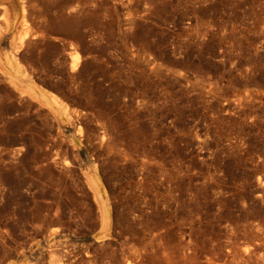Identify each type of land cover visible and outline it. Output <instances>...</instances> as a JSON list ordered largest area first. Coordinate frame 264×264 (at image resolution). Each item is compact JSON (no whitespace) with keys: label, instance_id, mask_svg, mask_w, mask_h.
I'll use <instances>...</instances> for the list:
<instances>
[{"label":"rangeland","instance_id":"374dc122","mask_svg":"<svg viewBox=\"0 0 264 264\" xmlns=\"http://www.w3.org/2000/svg\"><path fill=\"white\" fill-rule=\"evenodd\" d=\"M76 1L29 44L0 13V259L49 240L101 264H264V0Z\"/></svg>","mask_w":264,"mask_h":264},{"label":"bare ground","instance_id":"6f19581e","mask_svg":"<svg viewBox=\"0 0 264 264\" xmlns=\"http://www.w3.org/2000/svg\"><path fill=\"white\" fill-rule=\"evenodd\" d=\"M82 2L76 1L71 5V0H0V13L4 14L3 22L6 27L19 24L23 30L19 37V43L25 42L29 44L32 40L44 37L48 33V27L53 25H61L62 27L69 25V20L66 21L65 15L71 10L78 12L82 7ZM53 13V14H52ZM36 27L37 30L29 33L28 28ZM71 52V71L78 68L80 62V54L78 49L72 48ZM7 62L13 67H19L15 55L7 57ZM0 68L5 69L7 65L0 62ZM16 70V69H15ZM19 70H17L18 72ZM11 80L16 84L19 83L25 91L33 97L47 105L56 116H59L62 111H65L66 105L61 98L53 92L42 88L34 83L26 74L21 71L20 76L11 70L8 71ZM89 181L93 187V191L101 212L102 224L110 225V213L107 208L104 195L99 188V185L93 174L88 175ZM110 229V228H109ZM47 247L50 249H42V246L32 247L29 251L24 248L18 250L13 255L6 256L0 259V264H101V256L98 247L90 246L85 248L67 249L51 248L53 245L49 243ZM44 247V246H43ZM190 249L187 253V259L197 261L200 258V248L197 243H189ZM46 253V254H45ZM172 260H166L167 263ZM204 264H213L210 257L205 256L202 261ZM125 264H142L136 257L129 255L126 258Z\"/></svg>","mask_w":264,"mask_h":264}]
</instances>
